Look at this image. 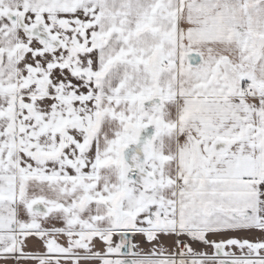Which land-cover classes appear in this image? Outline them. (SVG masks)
<instances>
[{"label": "snow or ice", "instance_id": "snow-or-ice-1", "mask_svg": "<svg viewBox=\"0 0 264 264\" xmlns=\"http://www.w3.org/2000/svg\"><path fill=\"white\" fill-rule=\"evenodd\" d=\"M0 264H264V0H0Z\"/></svg>", "mask_w": 264, "mask_h": 264}]
</instances>
